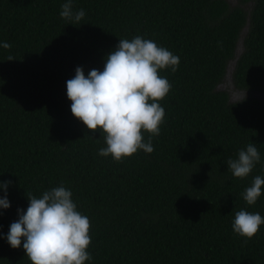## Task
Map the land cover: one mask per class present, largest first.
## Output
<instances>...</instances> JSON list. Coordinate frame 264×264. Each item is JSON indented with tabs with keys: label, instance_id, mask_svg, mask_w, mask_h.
Returning a JSON list of instances; mask_svg holds the SVG:
<instances>
[{
	"label": "trees",
	"instance_id": "16d2710c",
	"mask_svg": "<svg viewBox=\"0 0 264 264\" xmlns=\"http://www.w3.org/2000/svg\"><path fill=\"white\" fill-rule=\"evenodd\" d=\"M63 3L0 0V45H11L0 46V184L11 181L0 264H31L7 242L10 225L27 195L61 185L90 221L85 264H264V225L247 242L232 230L237 211L264 217V188L253 206L242 197L264 177V0H73L79 24L61 18ZM136 36L180 64L160 72L171 89L154 152L118 163L99 155L103 133L73 116L66 82L77 67L103 71L119 39ZM250 143L260 162L235 178L226 162Z\"/></svg>",
	"mask_w": 264,
	"mask_h": 264
},
{
	"label": "clouds",
	"instance_id": "9594fccd",
	"mask_svg": "<svg viewBox=\"0 0 264 264\" xmlns=\"http://www.w3.org/2000/svg\"><path fill=\"white\" fill-rule=\"evenodd\" d=\"M83 9L74 11L73 0H65L60 16L72 24L85 17ZM4 49L11 45L4 42ZM8 61H14L9 55ZM180 58L154 41L136 36L119 39L115 50L105 60L103 71L92 69L87 76L77 67L75 76L66 82L67 97L73 116L92 133L101 131L106 147L99 149L102 157L111 156L116 162L135 155L139 150L154 152L152 138L160 135L165 110L164 100L171 84L160 75L162 70L175 73ZM247 91H236L232 103L246 99ZM149 133L144 142L143 133ZM87 136V135H86ZM260 153L254 143L241 149L237 158L228 159V170L235 178L244 179L260 162ZM11 181L0 184L5 195L0 197V209L11 207L7 188ZM264 188V177L255 176L251 186L242 194L249 206L257 203ZM72 192L63 185L43 192L40 198L27 195L26 211L18 210L19 219L10 225L7 242L13 249H23L31 264H85L92 259L90 221L77 210ZM264 217L246 210L235 212L233 232L245 242L257 236Z\"/></svg>",
	"mask_w": 264,
	"mask_h": 264
},
{
	"label": "rangeland",
	"instance_id": "374dc122",
	"mask_svg": "<svg viewBox=\"0 0 264 264\" xmlns=\"http://www.w3.org/2000/svg\"><path fill=\"white\" fill-rule=\"evenodd\" d=\"M232 4H235L236 3V0H229ZM243 5H245L244 3H243ZM230 94H231V99H233V92L232 91H230L229 92ZM256 98H263L264 99V97L262 96V97H259L258 95H256Z\"/></svg>",
	"mask_w": 264,
	"mask_h": 264
},
{
	"label": "bare ground",
	"instance_id": "6f19581e",
	"mask_svg": "<svg viewBox=\"0 0 264 264\" xmlns=\"http://www.w3.org/2000/svg\"><path fill=\"white\" fill-rule=\"evenodd\" d=\"M242 44V41H240L239 45ZM239 51V54L241 55V50H238ZM239 56V55H238ZM236 64V60L235 62H231L230 65H229V68H228V71L231 72V66L232 65H235Z\"/></svg>",
	"mask_w": 264,
	"mask_h": 264
},
{
	"label": "flooded vegetation",
	"instance_id": "af4514ba",
	"mask_svg": "<svg viewBox=\"0 0 264 264\" xmlns=\"http://www.w3.org/2000/svg\"><path fill=\"white\" fill-rule=\"evenodd\" d=\"M233 67H234V65H233ZM232 72H233V70H232V66H231V72H229V73L231 74ZM235 92H236V90H235ZM234 93H233V96H234Z\"/></svg>",
	"mask_w": 264,
	"mask_h": 264
}]
</instances>
